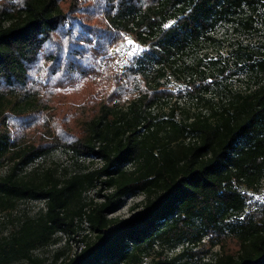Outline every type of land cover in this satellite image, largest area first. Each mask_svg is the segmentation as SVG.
<instances>
[{"label": "trees", "instance_id": "1", "mask_svg": "<svg viewBox=\"0 0 264 264\" xmlns=\"http://www.w3.org/2000/svg\"><path fill=\"white\" fill-rule=\"evenodd\" d=\"M221 30L236 35L226 56L200 55L223 43ZM260 32L264 0L0 5V166L10 165L0 176V213L43 202L36 216L0 238V264H42L37 251L76 235L83 224L78 250H56L51 264H264V206L245 214L249 195L240 189L264 183ZM122 34L144 50L126 75L130 86L142 79L139 94L126 102L130 86L117 80L106 99L87 100L81 119L69 124L67 105L51 100L84 102L100 57ZM169 76L185 89L176 94L164 82ZM8 94L13 99L5 105ZM43 127L44 135L34 133ZM57 150L99 166L75 174L67 168L17 173ZM90 191L101 200L87 205ZM129 196L143 199L130 216L110 217Z\"/></svg>", "mask_w": 264, "mask_h": 264}, {"label": "rangeland", "instance_id": "2", "mask_svg": "<svg viewBox=\"0 0 264 264\" xmlns=\"http://www.w3.org/2000/svg\"><path fill=\"white\" fill-rule=\"evenodd\" d=\"M16 0H0V5L6 2H14ZM104 17V15H102ZM175 21L169 22L167 25H173ZM123 40L120 41L118 44H111L109 46L108 52L101 56L98 62V65L96 67V71L93 74V79L90 80V82L86 85L88 86V90L85 94V101L82 103H74L71 99L74 97L66 96L65 98H57L52 99L51 102L54 104V106L58 105H67V109L65 110V114H67L65 117H69L68 123L69 124H77V122L81 119L83 112L85 111V102L88 100L90 101L91 105L95 104L96 102H99L101 100H104L108 97V95L114 91L116 87L117 80L122 81V84L124 86H130L129 80L126 78L127 73H129L130 67L133 65L134 59L136 56H138L142 49L140 45L136 43V40L132 35L125 34L123 35ZM218 37L221 38V41L223 43L214 45V46H208L204 52L200 53V55H203L206 53L208 57H216L218 53H221L226 56L228 49H230L231 44L236 39V35L232 33V31L225 32L223 30L219 31ZM260 39H264V32H260L259 35L255 37V41L257 42ZM131 41V43H129ZM189 61H193L195 59V54L190 53ZM197 56V55H196ZM43 75V73H41ZM42 75H39L37 80L41 84H46L47 80L43 78ZM164 82L167 84L168 87H170L176 94L180 91H183L185 89V86L182 84V82L175 79L173 76H169L168 78L164 79ZM237 84V83H236ZM238 85V84H237ZM143 86L142 79L139 78L134 82L133 85L130 86V94L125 98L126 102L130 99V96H132V93L134 92L137 96L140 92V89ZM36 87H30L31 91H34ZM41 96L44 95L43 91H40ZM39 94V93H38ZM80 95V94H79ZM134 95V96H135ZM13 99V96L11 94H8L3 99V102L5 105H8L10 101ZM44 105L46 102L43 103ZM159 109V108H157ZM53 110L46 111L41 117H40V123L44 125L45 123L49 122L50 117L49 113H51ZM16 119L11 116V118L8 120L12 131L17 132L19 128H14V123ZM43 129H37L34 131L36 135H44L45 132ZM99 161L93 160V159H75L72 158L69 154L65 153L62 150H57L53 153H51L49 156L40 159L33 165L29 166L28 168L24 170H19L17 173L20 176H23L25 174H28L33 171H44L48 168H58L60 171H63L64 169H68L69 173L75 174V173H83L84 171L88 169H93V167L99 166ZM10 165H3L0 166V176L6 175L8 173ZM242 192L249 195V201H248V208L245 212L249 213L251 210L263 207L264 206V200L257 199V197H264V183L262 185L258 186L255 189H249L246 187L240 188ZM143 199V196H129L124 197L123 201L120 203V205L116 208L115 212L110 215V217L116 218H125L131 215L132 211L131 208L133 205L137 202H140ZM101 198L99 194L95 191H90L84 194V203L89 205L91 202H97L100 201ZM43 207L42 201H24L20 202L16 209L13 211H6L0 213V238L3 236H7L12 232H15L18 230L20 221L26 217H34L39 212L40 208ZM88 209V207L86 208ZM244 215H241L243 217ZM87 225L83 224L82 228L80 227L78 230V233L76 235H65L60 236V240L57 245H54L52 247L42 249L40 251H37L35 253V257L42 260V264H51L52 257L56 250L61 249L65 251V254H73L75 251L78 250V244L76 240H78L80 237L78 235H82L84 231H87ZM75 239V240H74ZM205 243H209L208 240H206ZM182 247L179 246L174 253H180ZM219 250V247L216 246L212 250V254L210 256V259H212V256H215L217 251ZM173 253V251H170V255ZM149 263L150 259L147 260ZM15 264H28L26 262H17Z\"/></svg>", "mask_w": 264, "mask_h": 264}, {"label": "snow or ice", "instance_id": "3", "mask_svg": "<svg viewBox=\"0 0 264 264\" xmlns=\"http://www.w3.org/2000/svg\"><path fill=\"white\" fill-rule=\"evenodd\" d=\"M170 25H166L165 27H169ZM129 43H131V41H129ZM139 51H144L143 49H140ZM251 195V194H249ZM257 199H261V200H264V197H257Z\"/></svg>", "mask_w": 264, "mask_h": 264}]
</instances>
